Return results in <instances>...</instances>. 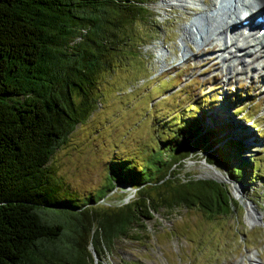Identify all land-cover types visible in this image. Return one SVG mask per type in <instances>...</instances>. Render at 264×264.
<instances>
[{"label":"trees","instance_id":"16d2710c","mask_svg":"<svg viewBox=\"0 0 264 264\" xmlns=\"http://www.w3.org/2000/svg\"><path fill=\"white\" fill-rule=\"evenodd\" d=\"M147 1L0 0V264H96L91 249L139 240L161 207L227 215L234 200L225 183L180 175L194 153L236 182L264 176L260 159L229 138L230 123L208 128L196 111L140 166L114 157L107 182L86 197L50 175L52 155L96 109L98 75L112 70L129 44L127 24ZM122 186L135 189L128 202L103 203Z\"/></svg>","mask_w":264,"mask_h":264},{"label":"rangeland","instance_id":"374dc122","mask_svg":"<svg viewBox=\"0 0 264 264\" xmlns=\"http://www.w3.org/2000/svg\"><path fill=\"white\" fill-rule=\"evenodd\" d=\"M177 1L149 0L146 12L127 24L129 44L111 58L112 70L98 75L96 109L52 155L50 175L70 195L86 197L105 184L114 157L140 166L158 139L167 140L170 129L194 111L205 116L208 128L230 123L229 138L242 142L243 155L260 159L264 173V70L245 71L259 67L254 62L229 73L217 51L215 34L225 27L232 0ZM183 164L182 177L225 183L232 211L208 215L197 207H161L139 240L117 239L107 251L98 247V255L89 247L96 264H264V176L236 182L224 166L206 163L203 152ZM134 191L122 186L103 203H126Z\"/></svg>","mask_w":264,"mask_h":264},{"label":"bare ground","instance_id":"6f19581e","mask_svg":"<svg viewBox=\"0 0 264 264\" xmlns=\"http://www.w3.org/2000/svg\"><path fill=\"white\" fill-rule=\"evenodd\" d=\"M177 2L181 6L186 5V3L182 0H178ZM230 2L233 3L230 4ZM165 4L167 3L165 2ZM197 5L198 4L194 3V6L197 7ZM227 5H229V14L227 15L226 19L224 18L225 20H222L223 22L225 21V27L221 31H218L217 34L220 35H224L223 30L227 28L229 23L232 22V24H235V26H237V24L240 25L241 21L244 19H240V15L243 14V11L247 12L249 15L251 14L252 17H255L258 14L264 12V0H232L229 1ZM262 25H264V23L254 27L251 26L252 33L248 32L246 36H242L241 33H235L233 35H230L228 39L224 40L223 42L220 41V47L217 51L220 52L219 58L222 59L221 61L223 65H225V69L229 70V73L234 72L235 70H237V68H244V66L241 65H251L254 62L260 63L259 67H257L256 65H251L250 69H245V71H247L248 73H260V70H264V63H262V60H264V33H258L260 28H262ZM208 41L209 42L207 43H210V41H212V38H210ZM212 46L213 44H211L210 47ZM247 60L249 61L247 62ZM261 76L264 79V76ZM214 172L216 176L220 178L222 177L219 171L214 170ZM248 216L250 219H256L255 214L248 213ZM255 263V261L250 262V264Z\"/></svg>","mask_w":264,"mask_h":264}]
</instances>
